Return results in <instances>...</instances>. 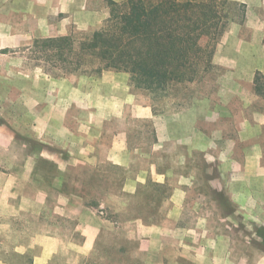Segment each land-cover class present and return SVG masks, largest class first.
<instances>
[{
	"label": "crops",
	"instance_id": "crops-1",
	"mask_svg": "<svg viewBox=\"0 0 264 264\" xmlns=\"http://www.w3.org/2000/svg\"><path fill=\"white\" fill-rule=\"evenodd\" d=\"M96 1L0 0V4L14 2L20 5L8 11L24 22L15 25L23 27L26 32L25 39L19 38L13 44L18 46L31 45L36 38L70 33L73 31L72 21L79 24L77 18L80 14L87 19L103 11L101 7H88L89 3ZM230 1L243 4L245 14L242 22L227 25L228 29L217 43L211 58L214 64L225 69L222 79H218L221 84L217 103L212 104L205 97L192 100L185 109L157 115L150 102H140L136 94L130 91L127 72L110 69L102 71L97 77L82 74L65 76V73L54 75L46 71L41 72L42 78L37 79L36 84L32 82L29 114L19 121L17 117H5L6 123H0V139H6L8 129L11 138L19 133L28 139L40 141L42 147L28 155L23 163L16 164L17 168L11 169L8 175L4 174L9 178V186L14 188L7 192L5 187L8 184L5 183V193L0 203L5 208H12V214L25 213L30 214V218L36 216L38 219L42 209L51 207L63 216L72 217L71 213H74L76 222L74 232L69 233L45 229L26 233L24 227L20 231L15 229L17 234L21 232L29 238L25 242L11 244L0 240V264H59L64 256L83 258L91 253L102 220L87 206L90 202L83 195L78 194L75 199L77 194L61 190V185L67 181L64 178L69 172L71 178L80 181V187L85 188L89 174L96 172L102 175L107 171V165L125 171L121 190L130 194L144 184L170 182L171 185L169 195L161 202L165 211L160 219L164 222L148 223L141 226L142 229L138 227L143 234L139 237H144L145 243H139L132 248L133 251L127 249L128 253H136L132 256L144 264H180L179 260L187 264H227L230 259L226 257V252L231 251V247L208 243V238H205L210 236L212 242L215 239L211 216L194 213L192 222H183L190 203L189 189L198 182V170L192 163L194 152L201 153L205 162L199 176H202L207 187L212 192L226 193L233 204V210L223 217L230 221H234L233 218L244 221L252 216L246 206L254 204L253 220L256 222L258 219L263 226L261 201L251 199L247 193L248 178L256 179V187H263L261 147L256 141L248 146L241 144L240 130L230 135H218L215 125L223 118L232 119L237 129L240 124H248L255 129L264 124V99L253 90L254 74L261 72L262 66L253 65L250 70L245 68L240 60H253L254 56L251 53L244 55L238 48L246 42L238 35L242 27L250 28L255 41L262 42L264 0ZM6 22L7 19H1L0 27H7ZM84 22L85 26L82 27L87 29L81 32H88L91 21ZM230 39H234V45L232 43L224 52V45ZM254 102H258V105ZM188 112L187 124L182 119ZM126 114L152 123L155 139L149 142L148 148L130 142L128 127L123 122ZM112 120L117 121L116 128L108 125ZM183 125L188 128L183 129ZM42 149L47 150L46 160L53 163L57 172L51 177V182H44L35 176L37 158L45 157ZM168 155L170 165L165 163ZM186 163L190 165L189 170H179ZM79 172L81 178H78ZM104 202L97 200L100 205ZM76 207L87 211L82 214L74 210ZM132 218L143 219L141 216ZM228 224L236 226L235 223ZM134 227L129 224L127 228ZM77 232L81 238L75 241L74 234ZM168 239H174V242L170 243ZM260 259H256L254 264H261Z\"/></svg>",
	"mask_w": 264,
	"mask_h": 264
},
{
	"label": "rangeland",
	"instance_id": "rangeland-1",
	"mask_svg": "<svg viewBox=\"0 0 264 264\" xmlns=\"http://www.w3.org/2000/svg\"><path fill=\"white\" fill-rule=\"evenodd\" d=\"M111 1L120 3L125 0ZM110 5V0H98L89 3V8L95 6L97 8L101 7L103 11L96 14L94 18L89 17L87 19L80 14L77 18L79 24H74L72 21L71 28L75 31L74 33L78 37H81V34L83 35L81 31L87 29L83 28L82 25L85 26L84 21L87 20L91 21L88 32L100 28L109 16ZM16 7H20V5L14 2L0 4V20L5 18L8 24L7 27H0V123L6 121L5 117L8 119L17 117L19 121L25 118V115L29 114L32 85L36 84L37 79L42 78L41 72H46L47 69L45 68L44 70V67L38 64L42 65L43 63L48 65L49 63H44V60H35L33 58L34 54L27 49L29 44L13 45L20 40L19 38L25 39L26 35L23 27L15 26L17 23L20 24L23 21L18 20L17 17L15 18V15H10L11 13L8 12L11 8L14 9ZM232 8L233 10H230L229 13L231 19L227 25L231 22L238 24L244 18V16L242 17L243 11H245L243 4L237 3L236 6H231ZM4 10L7 12L3 13ZM226 27L222 35L228 29V26ZM222 35L214 43V49L217 47V43L222 40ZM238 35L239 38L246 41L239 45V51L244 53V55L251 53L254 56L253 60H250V58L248 60L241 59L240 62H243L244 67L249 70L253 65L262 66L263 70L261 73L264 75L263 42L255 41L256 37L252 35L250 28L242 27ZM233 40L230 39L229 42L227 41L226 45H224V52L228 51L227 47H230L232 43L234 45ZM201 43L205 45L206 40H202ZM58 63L60 65V62ZM71 65L74 64L72 63ZM88 69L83 72L65 73V76L82 74L97 77L104 71ZM224 70V67L216 65L210 60V64L206 68H203L202 65H197V67L195 66L191 69H183L182 72L180 71V80L169 81L165 86L154 85V89L148 86H136L132 83L131 75L127 73L129 75L128 82L130 91L136 94L140 102H150L153 112L159 115L165 112L185 109L195 99L207 97L212 104L217 103L218 99H220L217 96V92L221 84V82H218V79H222ZM53 71L61 73L63 69H54ZM32 82L35 83L32 84ZM255 105H258V102ZM198 110L201 111L202 109L198 108ZM246 110L248 111L249 108L247 107ZM189 115L190 113L188 112L183 116L182 121L184 123L188 124ZM123 119V122L128 127L130 142L135 145H144L145 148H148L149 142L151 143L155 139L154 127L150 120L138 119L129 114H126ZM109 122L108 125L113 128H116L118 125L115 120ZM200 124L205 125L204 122ZM7 125L9 124L7 123ZM235 125L232 119L223 118L215 125L217 129L216 133L218 135H221V133L230 135L240 130L241 144L243 143L248 146V144L256 141L261 147V163L264 169V124L256 129L248 124H240L237 129ZM182 128L186 129L188 127L183 125ZM10 135L11 133L7 129L6 139H0V199H2L1 197L5 193V188L7 192L14 188L9 186V178L4 174L8 175L11 169L15 170L17 168L16 164L23 163L28 155L35 153L42 147L41 142L36 139H28L19 133L15 134L12 138ZM43 151L45 157H40L36 160L35 176H39L44 182H51V177L57 172L53 163L46 160L47 150L44 149ZM192 155V163L198 170V182L189 189L188 197H190V203L186 209L183 222H192L194 220V213H197V215L205 214L211 216L212 219L210 222L214 226L215 239L212 242L210 236L205 238H208V243L214 245L221 243L224 246L228 245L229 248L231 247V251L228 250L226 252V257H228V260L230 259L227 264H254L255 260L260 258H262L260 259L261 264H264V240L258 235V229L264 228V181L262 188L255 186L254 181L256 179L253 177L248 178L247 182L249 186L247 189L248 196H251V199L255 198L257 201H261L260 211L263 215V219L261 220L263 226L259 224L258 219L256 222L253 220L254 204H248L246 206L247 212L252 214L250 218H246L244 221L242 218H233L234 221H230L223 216L233 210V204L229 202L226 193L222 191L212 192L207 187L202 176H199V170L205 164L201 153L194 152ZM169 159L170 155L165 158L166 165H170ZM189 166L186 163L179 170L187 172ZM105 168L107 171L102 175L96 172H92L91 175L89 174L85 188L80 187V181H74L69 172L67 173V177L64 178L67 181L63 182L64 184L61 185V190L77 194L75 195V199L78 198V194L83 195L90 202L87 206L102 221L99 233L94 240V250L83 258L64 256L63 260L58 262L59 264H144L139 258L132 256L136 254L132 252L134 250L132 248L136 247L139 243H145L142 239L144 237H139V235L143 234H141L138 227L141 228V226L148 223L164 222V220L160 219L165 211L161 202L170 193V182L140 185L134 194H130L121 190V185L126 174L125 171L119 167H109V165ZM78 178H81L80 172ZM5 183L8 186L4 188ZM98 199L105 200L104 204L100 205L97 203ZM74 203H76L75 200ZM74 210L77 211L79 209L76 207ZM79 211L84 214L87 210L83 208L82 211L81 208ZM258 211L259 205L257 206V214H259ZM13 212L14 210L12 208H5L4 204L0 203V240L7 244L20 241L25 242L29 238V236L22 235L21 232L17 234L15 229L20 231L25 228L26 233H32L39 229L56 230L65 233H69L70 231L74 232L76 222L73 218L74 213H71L72 217H68L67 215L63 216L56 212L55 209L45 207L40 212L38 219L36 216L32 218L28 217L30 214L20 213V215H17L12 214ZM237 215L240 216V214ZM137 216H141L143 219L139 221L132 218H136ZM229 222L235 223L236 226H229ZM129 224H133L136 227L134 229H128ZM93 233H95V230H93ZM74 235L73 240L75 241L81 238L78 232ZM169 236L168 238H170ZM168 242L172 243L174 239L172 241L168 239ZM127 249H132V254L128 253ZM67 260H70V262H66ZM179 261L180 264H187L184 260Z\"/></svg>",
	"mask_w": 264,
	"mask_h": 264
},
{
	"label": "trees",
	"instance_id": "trees-1",
	"mask_svg": "<svg viewBox=\"0 0 264 264\" xmlns=\"http://www.w3.org/2000/svg\"><path fill=\"white\" fill-rule=\"evenodd\" d=\"M110 3L109 16L100 28L81 32V37L71 31L34 39L27 49L35 60L49 62L38 65L54 75L88 68L126 71L136 86H165L180 80L183 69L197 65L206 68L210 64L214 43L231 19V6L237 4L230 0ZM202 40H206L205 45ZM262 42L264 45V35ZM54 69L63 72L56 73ZM253 90L264 99V75L260 71L254 74ZM258 235L264 240L263 227L258 229Z\"/></svg>",
	"mask_w": 264,
	"mask_h": 264
}]
</instances>
